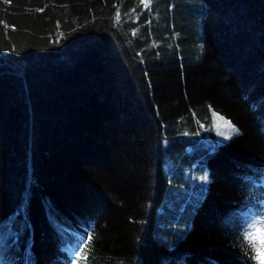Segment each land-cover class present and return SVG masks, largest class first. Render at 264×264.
Returning <instances> with one entry per match:
<instances>
[{
    "label": "trees",
    "instance_id": "trees-1",
    "mask_svg": "<svg viewBox=\"0 0 264 264\" xmlns=\"http://www.w3.org/2000/svg\"><path fill=\"white\" fill-rule=\"evenodd\" d=\"M263 213L264 0H0V264H259Z\"/></svg>",
    "mask_w": 264,
    "mask_h": 264
},
{
    "label": "rangeland",
    "instance_id": "rangeland-1",
    "mask_svg": "<svg viewBox=\"0 0 264 264\" xmlns=\"http://www.w3.org/2000/svg\"><path fill=\"white\" fill-rule=\"evenodd\" d=\"M136 16L139 17V15ZM207 111H209V121H205L201 117H198L197 122L200 123V127H198L196 131L191 132V136L199 140H203L204 143L209 146H216L221 142L229 140V138L234 134H231L230 129L223 127V125L226 121L231 122V120L211 107H208ZM231 124L234 125L232 122ZM221 132H224L226 135H221ZM194 161L195 163H193ZM204 161V159L198 160L197 158L191 162L186 161L185 158L175 161L166 157L164 159V171L166 173H172L171 177L174 179L173 184L182 186V192L185 196L184 200H188L190 202L188 205V210L192 208L195 203L198 202L199 198L204 194L207 182L209 180L207 167L205 164H203ZM177 177H181L183 182L179 183ZM172 192H175V190L172 189ZM188 210L184 211L186 212V215L188 214L189 216ZM185 217V224L182 225L183 229L178 231V234H182L183 231L188 229L190 226L191 219L189 220L187 216ZM262 218H264V213L263 215L252 217L247 222V226L249 227V225L252 223L264 225V219ZM161 222L166 224V221L164 220ZM159 232L162 235L161 237H166L167 233L164 229H160Z\"/></svg>",
    "mask_w": 264,
    "mask_h": 264
},
{
    "label": "snow or ice",
    "instance_id": "snow-or-ice-1",
    "mask_svg": "<svg viewBox=\"0 0 264 264\" xmlns=\"http://www.w3.org/2000/svg\"><path fill=\"white\" fill-rule=\"evenodd\" d=\"M143 2L145 6H148L151 0H143ZM117 19H119V13H117ZM223 127L230 129L231 134L238 133V129L234 125H232L230 121H226ZM221 135L226 134L224 132H221ZM244 239L247 241L248 247L252 250V252L255 253L252 258L258 261L259 264H264V225H260L257 223L250 224L248 227V231H246L244 235ZM91 240L92 236H88L87 242H85L84 244V249H82L81 252L76 253L77 259L87 258L86 249L89 247ZM72 264H76V261H72Z\"/></svg>",
    "mask_w": 264,
    "mask_h": 264
}]
</instances>
